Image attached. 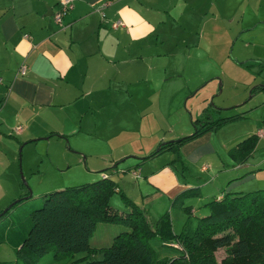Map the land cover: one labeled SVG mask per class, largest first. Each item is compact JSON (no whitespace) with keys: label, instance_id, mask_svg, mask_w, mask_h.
<instances>
[{"label":"crops","instance_id":"0c3cea01","mask_svg":"<svg viewBox=\"0 0 264 264\" xmlns=\"http://www.w3.org/2000/svg\"><path fill=\"white\" fill-rule=\"evenodd\" d=\"M58 1L0 0V212L21 194L18 189H5L6 180L15 181L19 146L48 137L69 140L87 134L89 121L97 128L94 116L105 113L111 94L138 99L144 91L139 85L151 80L152 74L157 82L167 80V67L175 64L173 59L177 63L178 56L192 60L195 53L198 64L207 66L215 62L208 52L217 47L211 38L241 36L256 25L264 27V0H108L106 7L102 6L106 0H74L72 10L57 23L53 15ZM244 16L250 19L245 25ZM259 84H264V76ZM244 103L246 107L238 112H245V119L222 127L215 137L208 132L182 146L195 160H211L200 168L201 183L195 184L199 196L187 200L194 220L170 206L175 195L189 187L167 165L145 174L141 162L143 173L138 177L131 173L139 179L136 186L123 187L111 178L120 172L118 168L105 174L141 205L149 222L169 212L175 233L186 222L193 227L202 217L195 215L200 212L197 209L208 213L203 207L208 201L227 192L264 188L263 140L258 139L244 163H236L228 154L231 147L264 127V89ZM16 126L22 127L20 132ZM164 168L166 172L159 175ZM217 179L218 186H211ZM205 186L204 196L201 187ZM174 210L181 215L174 217Z\"/></svg>","mask_w":264,"mask_h":264},{"label":"rangeland","instance_id":"374dc122","mask_svg":"<svg viewBox=\"0 0 264 264\" xmlns=\"http://www.w3.org/2000/svg\"><path fill=\"white\" fill-rule=\"evenodd\" d=\"M257 11L256 9L254 13ZM246 18L243 25L250 22V19ZM221 42L223 43L220 45ZM210 43L217 46L208 49L214 63L210 62L202 67L198 64L195 53L192 60L187 59L186 56H178L179 61L176 63L173 59L175 64L171 68L167 67V80L157 82L152 74L151 80L139 85L144 91L140 92L141 96L138 99L115 98L116 95L111 94V103L110 106L105 107V113L94 116V120L98 122L97 128L93 129L89 121L84 129L88 130L87 134H77L69 140L48 137L43 141L19 146L13 170L15 181L8 183L6 180L5 189L21 190L18 199L26 195L30 197L19 203L13 212H19L21 220L27 222L24 217L29 211L42 205L43 194L95 181L104 173H110L116 168L120 172L111 174V178L114 176L123 187L136 186L139 179H134L131 173L133 171L143 173L140 172L139 167H134L137 162H141L136 157L148 156L161 142L191 134L192 121L202 118L204 108H210L213 118L231 116L244 109L246 106H242L251 96L250 91L261 85L259 83L264 76V66L260 67L264 64V27L256 25L250 33L241 36L238 34L223 36L218 40L211 38ZM88 118L93 119L89 116ZM216 132L212 133V137L216 136ZM213 143L216 145V141ZM184 150L180 148L179 160H174L176 154L168 152L143 161L141 167L144 168L145 174H149L156 167L167 165L165 168H171V171L179 177V181L182 179L187 187L193 188L191 186L195 187V184L201 183V166L208 165L207 161L211 160H195ZM217 151L221 152L219 149ZM87 156L88 163L85 162ZM171 159L174 161L166 164V161ZM165 168L160 169L158 174H164ZM218 182L219 179L214 180L211 186L217 187ZM207 188V186L201 187L204 196L208 193ZM15 200L17 198L5 204L2 211ZM110 205L120 211L124 208L117 193L111 197ZM139 206L141 207L140 204ZM197 210L200 212L195 214L196 216L205 215L201 208ZM173 214L174 217L181 215L177 210H174ZM190 217L194 220V216L190 215ZM184 220L180 223L182 224ZM174 223V229L178 232L180 228L176 221ZM126 229L120 224L98 223L90 239L91 245L105 246L114 235ZM151 246L159 257L177 254L175 249L162 246L157 239L151 241ZM53 254L54 250L50 248L36 264H79L78 260L86 255L81 253L57 259ZM225 255V249H219L215 253L218 261ZM101 257L96 253L86 259L96 260ZM0 264L23 263L16 258L15 251L10 245L1 244Z\"/></svg>","mask_w":264,"mask_h":264},{"label":"trees","instance_id":"16d2710c","mask_svg":"<svg viewBox=\"0 0 264 264\" xmlns=\"http://www.w3.org/2000/svg\"><path fill=\"white\" fill-rule=\"evenodd\" d=\"M263 89L264 84L258 85L250 93ZM209 110L204 108L202 118L192 121L191 134L161 142L148 156L136 158L143 162L172 152L179 160L183 145L245 119V112L213 118ZM257 142L258 137L252 134L231 147L228 154L236 163H244ZM116 193L126 211L110 205ZM197 196V187L185 189L175 195L170 206L190 215L192 207L185 203ZM29 197L13 201L6 212H0V245H10L23 264H36L50 248L57 259L86 254L79 264H264V188L227 192L208 201L204 206L208 213L197 218L193 227L186 222L178 233L173 231L169 212L149 222L141 207L109 176L43 194L42 205L29 211L24 222L13 210ZM98 223L120 224L127 229L114 235L107 245L95 247L90 239ZM154 239L177 254L159 257L151 246ZM219 249L226 251L220 261L215 256ZM96 253L101 259H86Z\"/></svg>","mask_w":264,"mask_h":264},{"label":"built area","instance_id":"2783aa9c","mask_svg":"<svg viewBox=\"0 0 264 264\" xmlns=\"http://www.w3.org/2000/svg\"><path fill=\"white\" fill-rule=\"evenodd\" d=\"M73 2L74 0H59L58 1V9L57 11L54 13V20L57 22V23H62L63 22V18L70 12V10H72L73 8ZM110 4V1L106 0L104 1L103 3V7H106L107 5ZM119 22H116V23H113L112 26L114 28H116L118 26ZM24 71V66L21 67L20 69V72L23 73ZM22 129L21 126H16L15 127V131L16 132H20ZM256 136L258 137V139L260 140H263L264 141V127L259 129L257 132H256ZM132 174L135 176V177H138V173L136 171L132 172ZM108 175L107 174H103L102 177H107Z\"/></svg>","mask_w":264,"mask_h":264},{"label":"water","instance_id":"95a60500","mask_svg":"<svg viewBox=\"0 0 264 264\" xmlns=\"http://www.w3.org/2000/svg\"><path fill=\"white\" fill-rule=\"evenodd\" d=\"M15 203V202H14ZM13 205V203H11L8 207H6L3 211H2V213H4V212H6L11 206Z\"/></svg>","mask_w":264,"mask_h":264}]
</instances>
